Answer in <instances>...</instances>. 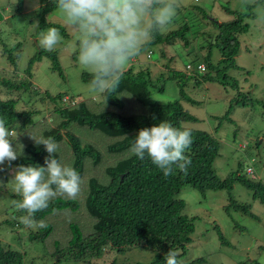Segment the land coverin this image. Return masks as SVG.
Masks as SVG:
<instances>
[{
	"label": "trees",
	"instance_id": "obj_1",
	"mask_svg": "<svg viewBox=\"0 0 264 264\" xmlns=\"http://www.w3.org/2000/svg\"><path fill=\"white\" fill-rule=\"evenodd\" d=\"M17 1V9L21 11L23 0ZM39 1L35 13L37 32L52 26L67 37L66 27L52 23L48 18L56 10L55 0ZM257 2L264 5V0ZM190 9L205 13L200 6L194 5ZM224 9L231 17L225 21L212 18L210 25L215 28L212 31L194 32L193 23L183 21L178 28L154 33L143 46L142 49L151 50L159 44L181 43L190 55L193 48L197 49V55L186 63L184 72L167 67L170 75L166 79H177L180 97L163 103L151 98L155 92L164 91L165 85L161 84L164 73L154 78L151 65L146 64L135 71L136 63L125 69L116 90L100 94L99 100L93 97L75 100L72 95L67 98V91L52 94L43 90L39 93L33 79L36 65L42 58L49 59L51 69L65 77L59 50L48 52L39 48L29 59L27 67L22 68L19 55L14 52L19 50L21 43L10 47L2 38L1 23L5 15L0 6V58L5 57L13 69L21 67L26 76L21 79L16 76L12 80L0 72V118L6 120L10 130L21 132V139L12 141L18 158L11 164L16 169L29 164L44 166L49 154L43 145H36L28 133L38 138L52 137L58 145L55 158L75 168L82 179L76 198L57 194L46 209L34 215L37 229L29 235L30 240L42 242L56 257L54 264L61 263L63 258L93 264L94 259L134 247H149L154 252L150 262L141 264H165V254L170 248L180 253L178 260L181 264H204L205 256H188L189 246L195 238L197 216L186 213V201L180 197L183 188L192 187L203 196L208 190H225L228 193L224 206L227 213L236 210L254 215L250 205L241 202L232 192L234 185L240 183L264 206V180L254 176L256 158H250L245 172L241 171L243 163H240L238 171L221 177L214 167L220 150L216 135L184 124L198 120L182 103L183 100L195 102L184 90L185 77H194L196 83L216 81L225 86L236 85L235 78L228 71L236 66L241 36L249 27L245 17L255 14L251 10L245 13L232 9L229 4ZM214 49L219 52L217 62L212 59ZM72 58H78V47ZM82 78L87 82L92 79L87 71H83ZM48 112H52L51 123L45 116ZM164 121L191 130L192 136L191 146L185 151V156L191 160L187 171L173 166V173L169 176H164L147 155L141 160L130 152L140 129ZM3 171L0 167V176ZM15 213L27 215L17 208ZM62 215L64 220H61ZM40 224L44 226L40 227ZM215 228L219 242L228 245L223 230L217 224ZM0 264L26 262L21 251L0 241ZM108 264L117 262L113 260Z\"/></svg>",
	"mask_w": 264,
	"mask_h": 264
},
{
	"label": "rangeland",
	"instance_id": "obj_2",
	"mask_svg": "<svg viewBox=\"0 0 264 264\" xmlns=\"http://www.w3.org/2000/svg\"><path fill=\"white\" fill-rule=\"evenodd\" d=\"M180 2L181 7L166 31L178 28L183 21L193 23L194 32L212 31L215 29L210 25L212 18L225 21L231 17L224 9L228 4L232 9L245 13L251 10L255 14L253 17L249 15L245 17L249 27L241 36L236 66L228 71L229 75L235 78L236 85L225 86L216 81L196 83L194 77H185L184 90L195 102L183 100L182 103L198 118L197 121H187L184 124L213 132L220 141L219 155L214 161L219 176L226 177L238 171L240 163H243L241 171L245 172L250 158L255 157L254 176L264 180V5L256 2L250 9L245 10L241 7V0H180ZM39 4V0H23L22 10L19 11L17 0H0L5 15L1 23L2 38L10 47L21 43L19 50L14 52L19 55L18 61L22 68L27 67L29 59L39 48L41 49L39 46L41 33L54 28L47 26L37 32L38 19L35 16L37 10H33V6L38 9ZM194 5L202 7L207 15L202 11L190 9ZM48 18L50 22H57L66 27L68 32L67 37L61 34L63 42L56 47L59 50L65 77H62L58 71L52 70L51 61L44 57L34 70L35 87L39 88V93L43 90H48L52 94L67 91L69 92L67 98L72 95L75 100L87 97L101 99L100 94L90 91V82L83 80L84 70L79 65L78 58L76 60L72 58L73 51L78 47L75 30L66 24L57 10L50 13ZM151 50L152 55H148L149 49H142L127 67L136 63L138 65H134V69L138 71L146 64L151 65L154 78L164 73L161 84L165 85V89L163 92H155L154 96L164 101L180 97L177 79H166V76L170 75L167 67H174L184 72L186 63L197 55V49L193 48V53L190 55L181 43H177L159 44ZM0 52H2L1 48ZM0 59H2L0 61L2 75L12 80H15L16 76L18 79L26 77L21 67L19 70L13 69L5 57ZM212 59L215 62L219 60L218 49L213 50ZM28 97L26 95V99ZM230 108L232 109L229 111ZM51 114L52 112H48V115L47 113L45 115L49 123L52 122ZM15 133L16 140H20V130ZM242 145L245 147L240 148ZM0 167L4 169L0 176V241L21 251L26 264H54L56 257L48 252L50 250L46 249L42 242L30 240L29 235L37 229V226H25L21 222V217L24 215L15 213L17 203L22 200L16 192L13 179L16 168L13 164L8 165L7 162ZM232 192L241 202L250 205L254 215L236 210L227 213L224 206L228 201V193L225 190H208L203 196L199 190L192 187L187 186L182 189L180 197L186 201V213L197 216L195 238L189 246L188 256H205L204 264L257 262L264 264V206L253 198L252 191L240 183L234 185ZM56 219L60 221L59 218ZM64 219L65 216L61 220ZM17 222L19 225H16ZM215 224L223 230L228 245H222L217 239ZM153 255L154 252L149 247H134L125 252H114L110 256L94 259L93 264H108L113 260H116L117 264H141L150 262ZM59 264H89V262L63 258Z\"/></svg>",
	"mask_w": 264,
	"mask_h": 264
},
{
	"label": "clouds",
	"instance_id": "obj_3",
	"mask_svg": "<svg viewBox=\"0 0 264 264\" xmlns=\"http://www.w3.org/2000/svg\"><path fill=\"white\" fill-rule=\"evenodd\" d=\"M256 2L241 0V7L247 10ZM55 4L59 15L76 32L78 63L91 75L90 91L96 94L116 90L130 62L154 33L168 29L181 7L180 0H55ZM33 10H37L35 5ZM62 42L60 31L49 28L41 33L39 46L51 52ZM151 53L149 50L148 55ZM151 99L165 102L158 96ZM28 135L49 154L44 166L20 165L13 177L16 192L22 197L16 207L27 213L21 217V222L27 227H36L35 213L46 209L57 194L76 198L82 179L75 168L55 158L58 145L52 137ZM16 138L15 131L0 118V166L6 162L11 165L18 158L12 143ZM191 143V130L164 121L140 129L130 152L141 160L147 155L164 176H169L173 166L187 171L191 160L185 156V151ZM179 255L177 250L170 248L165 254V264H181Z\"/></svg>",
	"mask_w": 264,
	"mask_h": 264
}]
</instances>
